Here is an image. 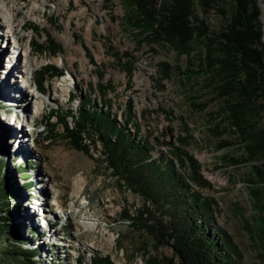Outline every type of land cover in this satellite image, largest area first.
Segmentation results:
<instances>
[{
    "label": "rangeland",
    "instance_id": "rangeland-1",
    "mask_svg": "<svg viewBox=\"0 0 264 264\" xmlns=\"http://www.w3.org/2000/svg\"><path fill=\"white\" fill-rule=\"evenodd\" d=\"M4 1L15 14L11 24H15L19 54L11 57V38L0 39V94L7 89L2 86L6 79L25 91H34L35 97L26 93L27 111L15 108L9 97H0V112L15 109L19 117L25 113L32 117L23 130L27 139L17 143L0 139V160L6 164L0 162V200L4 207L18 211L15 222L23 223V229H37V240L29 244L38 264H90L100 257H109L114 264H146L154 257L163 264L164 258L172 257L168 244L155 245L144 222L131 223L126 218L144 212V205L153 216L151 222L160 220V214L111 171L99 141L94 146L95 133L91 130L82 137L86 153L73 146L62 124L45 122L53 109L61 118L68 115L66 121L72 127L69 111L76 113L86 98L84 91L89 92V84L97 87L101 77L112 88L104 92L105 97L98 92L94 96L111 100V112L118 117L131 102V111L142 135L152 143L154 154L170 153L178 146L198 161L202 176L210 183L199 191L216 201L217 224L240 253L238 264H264V194L252 167L256 162L246 158L244 142L230 127L222 111L223 99L209 76L202 73L185 79L177 71L176 67H192L190 63H197V59L179 56L164 44L152 49L138 43L135 33L123 26L124 0ZM260 2L264 7V0ZM219 4L222 11L229 10L228 0ZM202 18L210 31H219L225 22L220 11ZM47 35L54 43H49ZM24 49L31 53L24 71L32 79L30 87L22 85L19 69L11 71L6 64L10 61L18 67ZM130 61L131 71H127L124 66ZM164 61L172 64L173 73L159 80V64ZM50 66L62 75L52 77L50 70L41 90L36 79ZM70 94L76 99H69ZM89 94L93 98V92ZM32 106L38 108L36 112ZM257 113L255 124L264 127V109L258 108ZM16 129L0 117L3 135L10 130L20 133ZM21 170L25 172L20 174ZM182 170L190 172L187 165ZM79 176L84 186L81 194L72 198L73 182ZM5 177L20 201L15 192L5 195ZM37 197L48 202L43 220L31 216L37 208L30 199ZM57 206L65 209L62 216ZM8 242L4 238L0 249Z\"/></svg>",
    "mask_w": 264,
    "mask_h": 264
},
{
    "label": "trees",
    "instance_id": "trees-1",
    "mask_svg": "<svg viewBox=\"0 0 264 264\" xmlns=\"http://www.w3.org/2000/svg\"><path fill=\"white\" fill-rule=\"evenodd\" d=\"M220 1L124 0L123 26L135 33L138 43L144 42L152 49L156 44H164L179 56L197 59V63H190L192 67L181 70L176 67L177 71L185 79L202 73L209 76L216 94L223 99L222 111L230 127L244 142L246 158L256 162L252 167L264 194V127L256 126L254 121L257 109H264V7L260 0H228L229 10L224 12ZM211 11H220L224 16L219 31H210L202 18ZM47 40L54 43L48 35ZM37 47L41 48L38 44ZM50 49L55 53L52 44ZM131 63L124 66L125 70L131 71ZM48 68L36 79L41 90L50 70L52 77L62 74L55 67ZM172 73V64L165 61L159 64V80ZM101 79L105 83L100 81L95 88L89 84V92L84 91L86 98L76 113L69 111L72 127L66 121L68 115L61 118L53 109L45 122L62 124L73 146L86 153L88 149L82 144V137L91 130L95 133L94 146L99 141L101 154L111 171L160 214V220L151 222L153 216L150 217L148 205H144V212L126 218L131 223L132 220L144 222L156 246H170L172 257L164 258L163 264H238L240 253L217 224L216 201L199 191L210 183L202 176L198 161L178 146L172 147L170 153L154 154L152 143L142 135L131 111V102L125 104V112L118 117L111 112V100L94 96L95 92L109 93L112 88ZM69 99L76 97L70 94ZM0 162L6 166L3 159ZM186 165L188 173L182 170ZM8 180L2 178L7 196L15 192ZM15 194L19 200L17 191ZM147 213L149 217L143 218ZM16 216L18 211L4 207L0 200V245L4 238L9 241L0 249V264H38L36 252L29 244L37 240V229L30 226L23 229V223L15 222ZM146 262L158 264L159 261L152 257ZM90 264L114 263L109 257H100L93 258Z\"/></svg>",
    "mask_w": 264,
    "mask_h": 264
},
{
    "label": "bare ground",
    "instance_id": "bare-ground-1",
    "mask_svg": "<svg viewBox=\"0 0 264 264\" xmlns=\"http://www.w3.org/2000/svg\"><path fill=\"white\" fill-rule=\"evenodd\" d=\"M14 15L15 14L13 13L12 9L6 5L5 1L0 0V22L3 26L2 28H0V39H2L3 37H7V38L12 39V44L14 43L15 46L13 47L14 50H13V55L11 57L17 58L18 54H19V50L17 48L18 37L15 36V34H14L15 33V30H14L15 24H13V25L11 24V22L15 20ZM17 26H19V25H17ZM19 27H23V26L20 25ZM30 54H31L30 51H28L27 49L23 50V56L21 59V64L19 66L17 65L18 67H16V65L10 61L7 62L6 64H9V68L11 69V71L12 70L18 71V69H19L18 72H21L20 74H24V71L27 69V67L30 64ZM2 56H3V50H0V59L2 58ZM3 81H4V83L2 84V86L7 87V89L5 90V92H2V94H0V97H2L3 95H5L6 97H9V100H11V102L15 104V108L20 107L21 110L27 111V107L29 105H28V102L26 100L27 99L26 93H28L29 95L31 94L32 98H34L35 92L34 91L33 92L32 91H25L22 88V86H18L16 84V82H14V81H7L6 79H4ZM28 83H29V79L24 80L22 85L26 86V85H28ZM65 90L66 89H64V91ZM32 107L34 108L33 112H36L38 108L35 106H32ZM30 117H28V114H27V119L31 123L32 121H30V120L32 117L31 118ZM28 123L26 126H28ZM32 126H33V124H32ZM25 127H23V129L20 130L19 129L20 124L17 125L18 132H20L18 134L16 133V131H12V130H10L8 132V134H5V135H3L2 132H0V139L1 140H7L8 142H16V143L19 141H22V139L23 140L27 139V133L23 131ZM18 144L20 145L21 143H18ZM83 186H84V180L82 179V177L79 176L77 179L75 178V180L73 182V186H72V198H76L81 194V190H82ZM59 208H61V210L64 213L65 209H63L61 206H59ZM60 215L62 216L61 212H60Z\"/></svg>",
    "mask_w": 264,
    "mask_h": 264
}]
</instances>
